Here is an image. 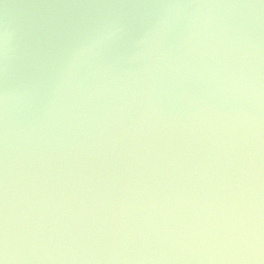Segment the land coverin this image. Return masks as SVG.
Returning a JSON list of instances; mask_svg holds the SVG:
<instances>
[{
	"label": "clouds",
	"instance_id": "9594fccd",
	"mask_svg": "<svg viewBox=\"0 0 264 264\" xmlns=\"http://www.w3.org/2000/svg\"><path fill=\"white\" fill-rule=\"evenodd\" d=\"M0 264H264V0H0Z\"/></svg>",
	"mask_w": 264,
	"mask_h": 264
},
{
	"label": "water",
	"instance_id": "95a60500",
	"mask_svg": "<svg viewBox=\"0 0 264 264\" xmlns=\"http://www.w3.org/2000/svg\"><path fill=\"white\" fill-rule=\"evenodd\" d=\"M14 2L41 4V3H76V2H85V0H14Z\"/></svg>",
	"mask_w": 264,
	"mask_h": 264
}]
</instances>
